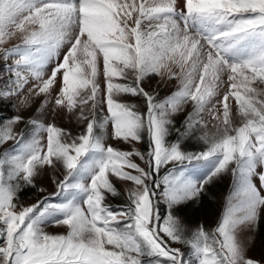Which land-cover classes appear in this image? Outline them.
I'll use <instances>...</instances> for the list:
<instances>
[{
	"label": "snow or ice",
	"instance_id": "snow-or-ice-1",
	"mask_svg": "<svg viewBox=\"0 0 264 264\" xmlns=\"http://www.w3.org/2000/svg\"><path fill=\"white\" fill-rule=\"evenodd\" d=\"M153 75L177 89L146 90ZM0 81L17 111L42 98L0 122V264H264L250 255L264 225V0H0ZM46 170L55 191L23 204ZM223 176L216 225L189 227L182 206ZM110 177L131 182L117 209Z\"/></svg>",
	"mask_w": 264,
	"mask_h": 264
},
{
	"label": "rangeland",
	"instance_id": "rangeland-1",
	"mask_svg": "<svg viewBox=\"0 0 264 264\" xmlns=\"http://www.w3.org/2000/svg\"><path fill=\"white\" fill-rule=\"evenodd\" d=\"M13 43H15V41H13ZM2 83L3 81H0V84ZM143 86L146 90L158 93L159 97L162 98L177 89L178 81L173 79L162 82L160 80V77L153 75L150 78L145 79V81L143 82ZM125 102L141 104V101L136 97H125ZM40 103H42V98H35L31 107L23 108L19 107L18 105L19 111L11 106L0 104V122L6 121L7 118L16 114L23 115L26 119L33 117L34 115H36L35 109L39 106ZM190 110L191 105H186L185 110L174 117L177 122V126H179V124L183 122L186 112ZM42 118L44 119L45 123L54 122L57 126L71 131L74 135L78 134L81 129V125H79L76 119L67 112H60L56 114L55 117H53L52 113L46 110V113ZM205 119L210 121V117L207 116V114L205 115ZM23 128L24 125L23 123H21L16 127L15 130L19 132ZM174 137L175 132H173V136L171 138ZM8 143L11 144L12 142L9 141ZM111 143L114 147H117L120 150H128L130 148V145L122 142H117L115 140H112ZM186 144L189 150L200 149V145L197 144L195 140H189L186 142ZM137 147H140L143 150L144 144L139 143L137 144ZM2 151L3 148H0V152ZM190 171H192L194 175H199L198 170L190 169ZM52 175L53 174L51 173V171L46 170L36 179L37 189H46L44 193H39L37 189L28 187L23 189V191H21V193L19 194L20 201L25 205L32 204L35 203L41 196L54 192L55 185L52 183ZM110 178L113 180L114 186L118 189L121 195L113 197L109 194L107 199L109 203H111L113 208L117 209L118 206L125 204L127 197L126 187L130 186L131 182H123L116 177ZM256 182L258 183V181ZM230 184L231 177L223 176L222 178L206 186V191L202 193L201 197L198 200L189 201L184 204L182 206L181 215L185 223L189 227H195L196 225L204 224L207 229H212L216 225L222 213L225 199L230 189ZM45 230L50 234H64L67 231L66 226H58L51 223L46 225ZM250 255L258 259L264 258V225L261 226L255 236L253 246L250 249Z\"/></svg>",
	"mask_w": 264,
	"mask_h": 264
}]
</instances>
